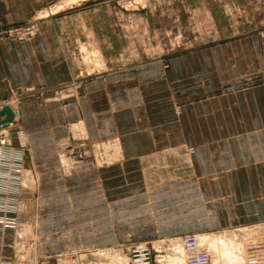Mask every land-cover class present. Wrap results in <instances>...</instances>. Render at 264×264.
Returning a JSON list of instances; mask_svg holds the SVG:
<instances>
[{"label":"crops","instance_id":"1","mask_svg":"<svg viewBox=\"0 0 264 264\" xmlns=\"http://www.w3.org/2000/svg\"><path fill=\"white\" fill-rule=\"evenodd\" d=\"M85 35L103 46L114 67L120 39L101 7L47 19L25 47L0 46V100L13 88L68 83L78 69L70 43ZM84 83L78 98L63 104L31 110L23 104L33 163L52 183L45 193L46 228H77L69 242L100 244L113 243L119 227L130 229L122 241L132 243L147 239L149 227L185 229L172 234L180 235L264 224V36H225ZM77 122L92 140L113 139L125 171L118 175L113 163L86 161L62 178L56 139L69 136ZM187 147L195 152L186 154ZM154 163L178 167L173 175L159 168L153 176L145 166ZM61 178L62 187H55ZM118 178L125 186H113ZM118 195L126 196L125 221ZM150 203L156 204L153 223Z\"/></svg>","mask_w":264,"mask_h":264},{"label":"rangeland","instance_id":"2","mask_svg":"<svg viewBox=\"0 0 264 264\" xmlns=\"http://www.w3.org/2000/svg\"><path fill=\"white\" fill-rule=\"evenodd\" d=\"M58 4L64 6L54 13L52 10ZM92 7H101L105 15H110L112 30L120 39L116 45L121 49L116 54L115 66L108 63L100 48L103 46L89 35L76 37L70 47H76L73 59L78 63V69L68 83L49 88H13L0 100V107L11 104L16 110L12 123L0 126V264H43L47 260L119 264L116 255L123 256L128 264L131 248L143 243L153 245L155 264H158V258L173 256L177 243L183 244L185 255L189 257L187 263L190 258L203 254L213 262L210 246L200 244L198 239V234L207 233L205 229H190L193 232L172 235L185 229H162L158 233V228L149 227L145 229L149 234L145 237L147 239L125 243L122 235L130 229L119 227L113 228V243L78 244L69 240L79 229L46 228L44 207L49 196L45 193L52 183L39 177L33 163L24 127L23 104L28 105L27 110L35 106L63 104L78 98L88 78L109 75L113 68L135 67L142 61L163 60L164 56L168 57L181 48L216 43L225 36L253 31L264 36V0H0V46L25 47L39 38L42 24L47 19H68ZM165 67L168 68L169 63H165ZM39 119L44 122L46 118L43 114ZM71 130L69 136L60 135L56 139L57 163L62 178L73 175L75 168L86 161L93 162L96 167L113 163L118 175L125 171V167L116 161L119 155L113 139L92 140L79 122L73 124ZM82 144L85 146L79 147ZM85 150L88 152L83 158L74 157L77 152ZM194 152L195 147H187L185 151L188 155ZM15 154H22V161H13ZM145 167L152 175L159 168L172 174L178 165L154 163ZM62 178L55 182V187H62ZM125 183L122 178L113 179V186L117 184L118 188ZM53 198L61 199L62 196ZM118 199L121 209L118 214L125 221L126 196L118 195ZM155 205H147L151 223ZM25 226L27 229H23ZM233 230L239 231V228ZM51 231L54 235L48 238ZM69 231L72 233L63 234ZM188 234L196 235L193 244L182 240Z\"/></svg>","mask_w":264,"mask_h":264},{"label":"bare ground","instance_id":"3","mask_svg":"<svg viewBox=\"0 0 264 264\" xmlns=\"http://www.w3.org/2000/svg\"><path fill=\"white\" fill-rule=\"evenodd\" d=\"M63 6L64 4H58V6L53 8L52 11H55ZM4 106L5 105H2L0 110ZM14 111L16 113L15 108L13 110V114ZM1 116L0 118L3 120L5 115ZM13 119L7 123L11 124ZM1 124L5 125L6 123H0V126L2 127L4 125ZM23 229H27V227L25 226ZM198 235L200 244H208L212 250V254L210 255L213 262H211V264H264V224L242 227L239 228V231L226 229L222 232V234L210 232ZM175 249L176 250L173 256L165 257V259L158 258L157 263L188 264L187 260L189 257L185 255L186 253L184 251L185 248L183 244L177 243ZM115 258H117L121 264H127L123 256L116 255ZM130 262L131 259H129L128 264H130Z\"/></svg>","mask_w":264,"mask_h":264},{"label":"built area","instance_id":"4","mask_svg":"<svg viewBox=\"0 0 264 264\" xmlns=\"http://www.w3.org/2000/svg\"><path fill=\"white\" fill-rule=\"evenodd\" d=\"M19 111L17 110V114ZM80 146H85L84 144L79 145ZM88 151H83V152H77V155L74 156L75 158H83ZM15 162H20L22 161V154H15L14 160ZM195 234H188L183 237L182 240L185 241V243L193 244L195 242ZM130 259L131 262L130 264H155V255L153 251V245L149 243H143L139 245H135L131 248L130 251ZM43 264H82L77 261H69V262H55V261H50L47 260ZM84 264H93L92 262L84 263ZM188 264H211L210 259L205 255H201L198 257L190 258Z\"/></svg>","mask_w":264,"mask_h":264},{"label":"water","instance_id":"5","mask_svg":"<svg viewBox=\"0 0 264 264\" xmlns=\"http://www.w3.org/2000/svg\"><path fill=\"white\" fill-rule=\"evenodd\" d=\"M5 115V118L2 120L0 118V123H7L11 121L14 117L13 110L11 106L5 105L1 110H0V116Z\"/></svg>","mask_w":264,"mask_h":264}]
</instances>
